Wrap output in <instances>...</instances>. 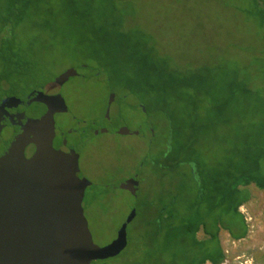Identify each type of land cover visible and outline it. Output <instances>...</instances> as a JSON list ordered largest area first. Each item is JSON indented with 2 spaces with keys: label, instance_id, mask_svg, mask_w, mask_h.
Masks as SVG:
<instances>
[{
  "label": "rangeland",
  "instance_id": "obj_1",
  "mask_svg": "<svg viewBox=\"0 0 264 264\" xmlns=\"http://www.w3.org/2000/svg\"><path fill=\"white\" fill-rule=\"evenodd\" d=\"M112 30L124 37L115 40ZM0 32V98L35 97L20 146L29 150L65 140L67 162L84 183L83 214L96 245L111 242L130 209L136 212L125 231L127 246L110 264H167L176 262V252L186 257L179 249L191 238L180 234L182 221L191 211H206L197 198L204 167L214 171L227 163L233 137L249 135V120L264 123V24L254 0H0ZM148 51L177 70L209 67L211 89L197 97L192 90L168 95L162 110L140 66ZM83 65L99 74L83 69L62 87L53 83ZM234 73L261 101L240 94L238 104L228 103L225 84ZM213 92L226 102L221 116L209 109ZM194 104L195 118L188 114ZM188 120L214 125L194 135L195 154L177 153L172 127ZM185 127L176 143L190 139L193 132ZM116 183H128L134 197L112 189ZM248 190L251 199L239 209L247 236L232 240L220 229L221 264H264V190ZM160 211H167L163 218ZM224 211L207 215V226L221 217L238 230V220ZM195 239L207 236L200 230Z\"/></svg>",
  "mask_w": 264,
  "mask_h": 264
},
{
  "label": "water",
  "instance_id": "obj_2",
  "mask_svg": "<svg viewBox=\"0 0 264 264\" xmlns=\"http://www.w3.org/2000/svg\"><path fill=\"white\" fill-rule=\"evenodd\" d=\"M83 69L87 70L70 68L54 83L61 86L81 75ZM34 100L33 96L15 98L12 107L28 106L29 111ZM24 125L12 120L0 125V264H68L80 257L90 264L120 255L127 246L125 231L135 218V210L130 209L111 242L96 245L83 214L82 179L48 146L23 149L20 142ZM124 132L141 135L140 130ZM111 188L134 197L128 183H116Z\"/></svg>",
  "mask_w": 264,
  "mask_h": 264
},
{
  "label": "trees",
  "instance_id": "obj_3",
  "mask_svg": "<svg viewBox=\"0 0 264 264\" xmlns=\"http://www.w3.org/2000/svg\"><path fill=\"white\" fill-rule=\"evenodd\" d=\"M254 2L257 8V14L261 18L262 24H264V0H254ZM113 31L116 36L115 40H119V37H124L125 33L123 31L112 30L111 33H113ZM2 33L3 32H0V35ZM1 38H4L3 34ZM138 57H140V55ZM140 60L142 63L140 66L145 69V71H143L144 81L145 79L147 81L145 86L158 94V103L162 105V110L167 111L166 107L168 105L164 100H166V96L168 95H187L185 91L192 90L194 97H197L202 94L201 91L209 92L211 89L208 84V77L211 71L209 67H204L200 70H177L176 68H170L165 59L158 57L156 54L154 56L149 51L147 53L142 52ZM83 67L94 71L95 75L99 74L96 68L94 69L84 65L80 66V68ZM225 92L227 93L224 98L228 100L230 105L239 103L240 94L247 99H253L252 97H255V101H261L260 96L258 94L254 96L253 91L247 84L240 82L238 75L235 73L232 75L230 82L225 84ZM209 94L210 93H208V95ZM212 94L210 95L212 99L209 102L211 104L209 109L212 112L216 111V114L221 116L222 112L226 109V102L216 100L214 92ZM193 95L190 96V99L194 98ZM191 109L190 111L188 110V114L191 113L193 118H195V116L198 117V115L194 113L197 111L195 104L193 105V109ZM172 113H174V111H171V120H174L175 114ZM197 121L199 120H188L184 125L179 124L180 121H177L180 126L175 127L172 125V134L177 153H183L191 149V153L195 154L196 151L193 145H195L197 138H195L194 135L199 131H207L210 126L214 125L213 120L205 122H203V120L199 124ZM184 126L193 133L189 136L190 139L186 143H176ZM237 126L242 128L240 122ZM247 126L248 129L251 128L249 135L243 136L239 133L233 137V148L227 153L228 160L226 164L222 162L214 171H210L204 167V173L201 174L202 180L199 183L200 186L198 184L197 198L199 202L205 206L206 211H199V209H196L195 211H191L193 214L190 217L184 220L182 219L183 230L180 234L184 236L189 235L191 240L188 245L185 244L186 242L182 243L179 250L187 256L182 257L176 252V254H173L174 261L176 262L167 264H205L206 262L221 264L224 259V252L219 239L220 229L226 230L232 240H241L247 236L248 229L245 218L239 209L251 199L250 191L248 190L250 185H254L256 189L264 190V123L263 120H254V118H252L249 120ZM245 127L246 125H244V128ZM192 175L193 177L195 176L193 170ZM218 208H225L226 211L224 212L226 215L233 216L238 220V224L236 225L238 230L233 229L232 226L228 224L226 225L221 217L215 218L213 228L207 226V215L216 212ZM166 212L167 211H160V216L163 218ZM175 213L176 211L168 214L167 218L175 216ZM200 230L207 236V239H195L196 233ZM210 243L214 246L212 249L209 247ZM161 254L163 253L160 252V256ZM110 262L112 261L108 260L95 264H110ZM154 264L163 263H161V261H155Z\"/></svg>",
  "mask_w": 264,
  "mask_h": 264
},
{
  "label": "flooded vegetation",
  "instance_id": "obj_4",
  "mask_svg": "<svg viewBox=\"0 0 264 264\" xmlns=\"http://www.w3.org/2000/svg\"><path fill=\"white\" fill-rule=\"evenodd\" d=\"M58 77V76H57ZM55 81V80H54ZM69 81V80H68ZM67 81V82H68ZM1 82V81H0ZM65 82V83H67ZM54 83V82H53ZM65 83L63 85H57L59 87H62L65 85ZM55 84V83H54ZM56 85V84H55ZM33 96V95H31ZM21 96H10V95H5L2 98H0V111H1V115H0V125H3L5 123H7L8 121L12 120V121H16V122H21V123H25L26 120V116L25 114L22 115V111L24 113H27L28 111V106H24V107H12L13 102L12 99L15 98H20ZM112 102L114 101V97L111 100ZM19 111V112H18ZM21 113V116H18L17 114ZM48 150L54 152L53 155L60 160L63 164H65L67 167H70L74 170H76L77 168H75V166H73V164L70 162H67V159L69 157V147L67 146V144L64 141H61L59 143H52V145L48 146ZM2 151V139L0 138V153ZM82 179V178H81ZM116 258V257H114ZM113 259V258H111ZM110 259L104 260V261H94L90 264H95L98 262H105L108 261Z\"/></svg>",
  "mask_w": 264,
  "mask_h": 264
},
{
  "label": "crops",
  "instance_id": "obj_5",
  "mask_svg": "<svg viewBox=\"0 0 264 264\" xmlns=\"http://www.w3.org/2000/svg\"><path fill=\"white\" fill-rule=\"evenodd\" d=\"M231 238V237H230ZM206 263H210V262H206Z\"/></svg>",
  "mask_w": 264,
  "mask_h": 264
}]
</instances>
